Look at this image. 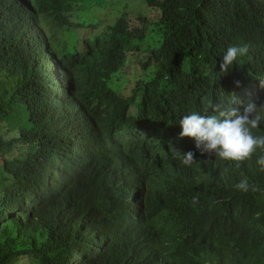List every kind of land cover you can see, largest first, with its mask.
Wrapping results in <instances>:
<instances>
[{
  "label": "trees",
  "instance_id": "trees-1",
  "mask_svg": "<svg viewBox=\"0 0 264 264\" xmlns=\"http://www.w3.org/2000/svg\"><path fill=\"white\" fill-rule=\"evenodd\" d=\"M83 1L0 0V264H264V152L224 161L179 135L210 103L264 105V0H143L161 40L128 97L115 78L147 31L85 23Z\"/></svg>",
  "mask_w": 264,
  "mask_h": 264
},
{
  "label": "clouds",
  "instance_id": "clouds-1",
  "mask_svg": "<svg viewBox=\"0 0 264 264\" xmlns=\"http://www.w3.org/2000/svg\"><path fill=\"white\" fill-rule=\"evenodd\" d=\"M248 52V44L229 46L219 64L220 72L227 73L237 58ZM235 83L239 86L240 82ZM260 86L264 87V79L260 80ZM235 102L242 103L243 109L232 107V103L227 107L210 103L203 112L185 115L179 121L182 127L180 137L194 138L196 148L201 153H214L224 161L243 162L250 159L258 149L264 152V135L253 132L264 122V105H257L251 99L247 102ZM194 156L193 151L183 152L182 163L190 166L195 161ZM257 163L264 171V154L258 157ZM235 187L242 192L260 190L256 185H250L247 178L242 179ZM197 202L198 197H193V203Z\"/></svg>",
  "mask_w": 264,
  "mask_h": 264
},
{
  "label": "rangeland",
  "instance_id": "rangeland-1",
  "mask_svg": "<svg viewBox=\"0 0 264 264\" xmlns=\"http://www.w3.org/2000/svg\"><path fill=\"white\" fill-rule=\"evenodd\" d=\"M77 8L81 15V20L85 23H92L99 26H107L113 24L115 20L123 13L127 14L132 27H144L147 31V40L143 46V52L138 56H132L127 64L126 69L120 72L116 78L117 89L125 96H130L136 86V82L142 70L144 63H149L146 72L152 74L154 72V64L156 62L152 55V49L158 47L161 40L160 32L157 27V22L161 11L159 8L150 9L143 0H85ZM87 15V18H85ZM90 29H83L82 33H87ZM65 40L72 44L78 42V37L74 33H67ZM153 70V71H151ZM1 82V80H0ZM133 112V111H132ZM26 170L31 171L35 168L33 162L26 164ZM12 264H35L27 258H19Z\"/></svg>",
  "mask_w": 264,
  "mask_h": 264
}]
</instances>
